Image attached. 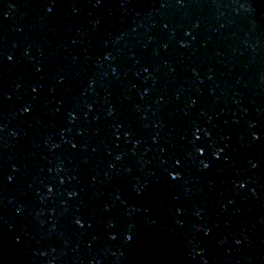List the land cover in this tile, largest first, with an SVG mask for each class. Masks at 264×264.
<instances>
[{"label":"water","instance_id":"1","mask_svg":"<svg viewBox=\"0 0 264 264\" xmlns=\"http://www.w3.org/2000/svg\"><path fill=\"white\" fill-rule=\"evenodd\" d=\"M0 264H264V0H0Z\"/></svg>","mask_w":264,"mask_h":264}]
</instances>
